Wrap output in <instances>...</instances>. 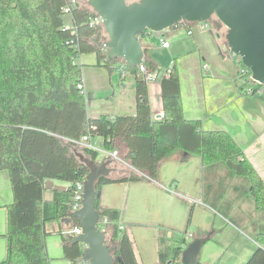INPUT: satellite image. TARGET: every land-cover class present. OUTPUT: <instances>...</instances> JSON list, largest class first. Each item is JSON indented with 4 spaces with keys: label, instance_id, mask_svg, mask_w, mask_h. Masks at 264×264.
<instances>
[{
    "label": "trees",
    "instance_id": "16d2710c",
    "mask_svg": "<svg viewBox=\"0 0 264 264\" xmlns=\"http://www.w3.org/2000/svg\"><path fill=\"white\" fill-rule=\"evenodd\" d=\"M67 1L0 0V168L8 171L13 194L6 205V252L0 264H48L45 224L70 218L78 225L70 210L73 183L88 169L75 151L95 160L99 156L98 150L78 143L87 134L100 136L105 150L125 147L120 157L131 167L98 178V190L103 184L155 178L159 162L182 151L204 164L221 161L233 174L247 177L255 206H263L264 181L232 136L204 130L198 119L185 117L175 65L167 69L168 77L160 78L162 117L151 113L148 81L137 66L127 64L124 69L135 79V113L88 116L76 57L94 53L97 65L109 71L122 60L106 57L101 42L107 35L86 2L71 8L69 21L65 19ZM145 67L160 71L147 51ZM47 180L70 186L52 190V199L45 200ZM96 208L108 220L106 242L116 246V264H138L128 236L118 229L119 211L100 208L98 198ZM256 241L257 249L244 264H264V232ZM185 244L182 238L160 248L159 264H180ZM82 250L81 243L64 238L67 259L75 261Z\"/></svg>",
    "mask_w": 264,
    "mask_h": 264
},
{
    "label": "crops",
    "instance_id": "0c3cea01",
    "mask_svg": "<svg viewBox=\"0 0 264 264\" xmlns=\"http://www.w3.org/2000/svg\"><path fill=\"white\" fill-rule=\"evenodd\" d=\"M224 39L211 23L202 28L186 22L140 36L147 56L159 69L163 64H170L165 70L177 67L185 117L198 119L204 130L228 132L264 181V95L240 91L236 80L240 67ZM79 60L89 117L135 113L132 74L119 75L121 82L115 85L114 73L97 65L94 53H82ZM147 85L151 113L158 119L163 116L160 79ZM89 140L93 143L92 136ZM116 150L123 154L125 147ZM98 158L112 159V176L131 169L120 156L99 154ZM117 164L126 169L112 166ZM99 190V207L119 211L117 225L122 228L118 229L128 236L138 264H159L160 248L182 238L187 243L207 232L211 236L200 249V264H244L258 247L256 235L264 232V205L255 206L247 177L233 174L221 161L204 164L199 156L182 151L160 161L155 178L103 184ZM52 196L46 188L45 200ZM12 201L9 173L0 168V258L6 246V205ZM73 225L70 218L45 224L48 264H84L81 257L71 261L63 253L64 238L71 239L67 234Z\"/></svg>",
    "mask_w": 264,
    "mask_h": 264
},
{
    "label": "water",
    "instance_id": "95a60500",
    "mask_svg": "<svg viewBox=\"0 0 264 264\" xmlns=\"http://www.w3.org/2000/svg\"><path fill=\"white\" fill-rule=\"evenodd\" d=\"M87 4L100 17L107 35V58L121 59L132 67L145 64L141 33L160 32L180 22L208 21L216 28L226 27L228 49L239 55L252 79L264 85V0H87ZM75 155L88 172L83 180L81 207L72 212L81 231L67 236L83 245L81 258L86 264H116V246L106 242L104 231L98 227L100 210L96 208L100 192L96 182L110 175L112 159L95 160L80 151ZM64 187L54 185L53 180L45 182L47 189ZM210 236L207 232L189 240L181 250L180 264H200V249Z\"/></svg>",
    "mask_w": 264,
    "mask_h": 264
},
{
    "label": "built area",
    "instance_id": "2783aa9c",
    "mask_svg": "<svg viewBox=\"0 0 264 264\" xmlns=\"http://www.w3.org/2000/svg\"><path fill=\"white\" fill-rule=\"evenodd\" d=\"M79 4L78 0H68L67 4L63 7V12L68 14L71 10V8L76 7ZM93 21L95 23H101V19L99 16H95ZM211 22L208 21H202V22H196V23H190V24H199L202 28H206ZM212 24V23H211ZM188 32L190 33V29L188 30ZM107 38V37H106ZM106 39H104L101 42V48H103L105 51L107 50V47L105 46V41ZM161 43L163 46H168V42L167 40L161 38ZM229 55L230 57L236 62L241 64V67L239 69V71L236 74V80L238 82V87L240 89V91L244 94H248V95H253V94H262L264 95V85L253 80L251 77V73L250 70L248 68H246L240 61V57L238 54H236L235 52L229 50ZM126 63H124L122 61V63L120 64L119 67V74L121 77L126 76L127 71L124 69V65ZM138 71L144 76V78L150 82V81H154L156 79H160L161 77H168L169 73L167 70L164 71H149L147 72L145 64H139L138 66ZM204 68H206V65H204ZM78 88L80 89V91L84 94V86L83 83L80 82L78 84ZM90 135H83L80 142H83V145L89 146L91 148H94L96 150L99 151V154H101V152H103L105 155H107V157H111V158H116L118 157V150L114 149V150H105V149H97L96 147H94L92 145V143H90ZM83 179L81 180H77L73 183V193H72V201L70 204V210L73 212L74 210L78 209L81 207V200H82V191H83ZM68 185L70 186V183H68ZM108 222L106 217H101L98 221V227L100 228V230L104 231L105 233V228H106V223ZM118 228H122V225L119 224ZM81 231L79 225H73L71 228V234L72 235H76L79 234ZM84 264H86V262L84 261Z\"/></svg>",
    "mask_w": 264,
    "mask_h": 264
},
{
    "label": "rangeland",
    "instance_id": "374dc122",
    "mask_svg": "<svg viewBox=\"0 0 264 264\" xmlns=\"http://www.w3.org/2000/svg\"><path fill=\"white\" fill-rule=\"evenodd\" d=\"M131 1H133V0H127V2H131ZM78 2L80 3V2H86L87 3V0H78ZM69 14H65V19L67 20V21H69ZM212 27V26H211ZM218 30H219V32H220V34L222 35V37H223V39L225 38V34H226V27L225 26H220L219 28H218ZM149 32H152V31H149ZM225 40V39H224ZM154 41L155 42H158V40H157V38L156 39H154ZM104 50V49H103ZM105 51V50H104ZM106 52V51H105ZM162 54V53H161ZM163 56V55H162ZM164 61V63H167V60L166 59H164L163 60ZM76 62L78 63V64H80L81 65V67H82V64L80 63V60H79V56L78 57H76ZM238 64V67H241V64H239V63H237ZM170 65V64H169ZM169 65H160V71H164L165 69H166V67H168ZM110 72H112V73H114V76H115V78H114V84L116 85H118V83L119 82H121L120 80L121 79H119L120 77H119V68L118 67H114V69L112 70V71H110ZM118 78V79H117ZM119 81V82H118ZM103 94H105V93H103ZM99 138H101L100 136H98V135H93L92 136V145L94 146V147H96L97 149H100V150H102V148H101V139H99ZM101 154H103L104 155V153L103 152H101ZM121 154L118 152V157L120 156ZM98 160H100L99 158H98ZM113 167H120V168H124V169H126V167L124 166V164H122V165H120V164H117V165H112ZM127 168H128V166H127ZM125 171V170H124ZM47 194L48 193H45V197L47 196ZM1 238V237H0ZM6 245V244H5ZM1 246H2V244H1ZM3 247V246H2ZM5 252H6V246L4 247V254H2L3 256H2V258H0V260L1 259H3V257H5ZM1 253H2V248H1Z\"/></svg>",
    "mask_w": 264,
    "mask_h": 264
}]
</instances>
